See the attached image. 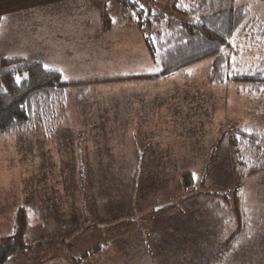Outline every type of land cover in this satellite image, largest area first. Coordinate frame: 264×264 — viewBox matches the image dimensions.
Wrapping results in <instances>:
<instances>
[{"label": "rangeland", "instance_id": "1", "mask_svg": "<svg viewBox=\"0 0 264 264\" xmlns=\"http://www.w3.org/2000/svg\"><path fill=\"white\" fill-rule=\"evenodd\" d=\"M168 1L139 0L172 17ZM240 2L264 15V0ZM87 5L0 24V73L2 59L20 58L17 65L62 68L68 89L83 88L58 124L35 115L0 135V237L23 211L24 238L34 245L6 264H264V171L241 179L244 223L234 237L235 216L215 195L234 185L226 135L264 131V95L231 77L214 80L211 59L153 77L159 68L144 35L168 21L139 26L113 0ZM78 34L81 55L72 62ZM119 70L152 77L115 78L127 72ZM186 172L196 177L189 188Z\"/></svg>", "mask_w": 264, "mask_h": 264}, {"label": "trees", "instance_id": "2", "mask_svg": "<svg viewBox=\"0 0 264 264\" xmlns=\"http://www.w3.org/2000/svg\"><path fill=\"white\" fill-rule=\"evenodd\" d=\"M113 1L120 6L122 13L124 11L123 19L135 20L139 26L148 22L160 24L174 20L175 23L167 22L166 26H159L144 35L146 49L154 61L152 63L159 68L153 77L167 76L192 63L211 59L214 80L231 77L234 82L243 84L250 93L264 95V15L261 18L254 15L246 2L169 0L168 6L174 15L171 17L152 5L145 8L139 0ZM149 16L151 19L147 18ZM187 18L194 20H183ZM245 39L250 42L244 43ZM249 51V58H246ZM243 52H246L245 62L241 61ZM19 61L1 60V66L7 67V70L0 73V135L28 127L35 115L43 116V121L55 117L53 122L58 124L66 114L68 101H80L83 95L80 93L83 88L78 92L68 89L71 82L64 81L58 70L46 68L39 62L17 65ZM17 77L20 78L19 83ZM150 77L152 75H143L134 79ZM226 140L231 148L234 185L230 187L232 191L220 190L215 195L219 196V193L223 197L222 201L219 200L223 210L233 212L235 216L234 237L244 223L240 217L242 210L238 192L241 179L264 171V131L241 127L231 130ZM181 177L185 188L194 182L191 173H183ZM22 212L18 213L10 234L0 237V264H6L12 255L34 247L24 238L27 219ZM224 221L220 236L230 227L226 223H230L231 218ZM230 243L232 241L228 238L220 247L226 251L232 246Z\"/></svg>", "mask_w": 264, "mask_h": 264}, {"label": "crops", "instance_id": "3", "mask_svg": "<svg viewBox=\"0 0 264 264\" xmlns=\"http://www.w3.org/2000/svg\"><path fill=\"white\" fill-rule=\"evenodd\" d=\"M72 4L74 5L84 4L86 7H88L87 0H0V24L4 22L7 25V23L11 22L14 16H19V15L22 16V14L27 13V12L53 11L55 9H60V8L65 9ZM86 23L87 25H89L88 22ZM55 30H56L55 28L52 29V31H55ZM80 42H81V35L78 34L75 37L74 41L72 42L73 46H72V50L70 53L71 55H69L72 59V62H76L77 55H81L79 51L75 49V47H77V45H79ZM14 59H20V58H14ZM74 67H75L74 69L75 71H78L79 73L82 71V69H79L76 66ZM53 69H56L59 72L60 70H62V68H53ZM119 71H122V72L127 71V72L123 74H115L116 75L115 78H127L129 80L130 79L140 80V79H134V77L150 75L151 73V72H148L149 70L148 71L137 70L135 72L130 71V70H119ZM76 76H79V75L77 74Z\"/></svg>", "mask_w": 264, "mask_h": 264}, {"label": "snow or ice", "instance_id": "4", "mask_svg": "<svg viewBox=\"0 0 264 264\" xmlns=\"http://www.w3.org/2000/svg\"><path fill=\"white\" fill-rule=\"evenodd\" d=\"M19 82H20V78L17 77V83H19ZM193 179H194V180L196 179L195 175H193Z\"/></svg>", "mask_w": 264, "mask_h": 264}]
</instances>
